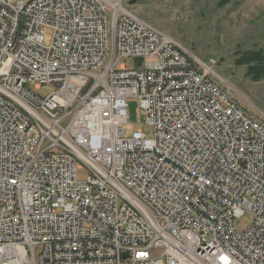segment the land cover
I'll return each instance as SVG.
<instances>
[{"label": "built area", "instance_id": "1", "mask_svg": "<svg viewBox=\"0 0 264 264\" xmlns=\"http://www.w3.org/2000/svg\"><path fill=\"white\" fill-rule=\"evenodd\" d=\"M213 66L123 0H0V264H264V122Z\"/></svg>", "mask_w": 264, "mask_h": 264}, {"label": "rangeland", "instance_id": "2", "mask_svg": "<svg viewBox=\"0 0 264 264\" xmlns=\"http://www.w3.org/2000/svg\"><path fill=\"white\" fill-rule=\"evenodd\" d=\"M123 3L199 58L207 63L214 60L213 68L225 88L264 122V76L253 78L248 73V63L239 62L244 53L264 52V0H123ZM49 35L46 30L45 36ZM121 62L127 66L136 63L133 59ZM53 89L48 84L37 91L46 95ZM127 113L125 134L140 128L147 136H154L155 126L145 120L137 97L127 98ZM87 176L86 166L78 161L77 177ZM252 217L249 211L237 217L238 228L244 229Z\"/></svg>", "mask_w": 264, "mask_h": 264}, {"label": "trees", "instance_id": "3", "mask_svg": "<svg viewBox=\"0 0 264 264\" xmlns=\"http://www.w3.org/2000/svg\"><path fill=\"white\" fill-rule=\"evenodd\" d=\"M239 62L248 63V73L255 79L264 76V52L259 50L242 54Z\"/></svg>", "mask_w": 264, "mask_h": 264}, {"label": "bare ground", "instance_id": "4", "mask_svg": "<svg viewBox=\"0 0 264 264\" xmlns=\"http://www.w3.org/2000/svg\"><path fill=\"white\" fill-rule=\"evenodd\" d=\"M95 168H105V161H95Z\"/></svg>", "mask_w": 264, "mask_h": 264}]
</instances>
